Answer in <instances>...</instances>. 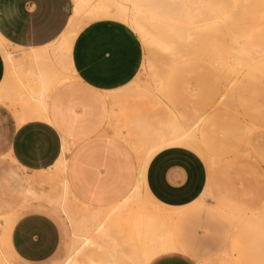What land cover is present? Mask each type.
Masks as SVG:
<instances>
[{"label":"bare ground","instance_id":"bare-ground-1","mask_svg":"<svg viewBox=\"0 0 264 264\" xmlns=\"http://www.w3.org/2000/svg\"><path fill=\"white\" fill-rule=\"evenodd\" d=\"M99 18L129 24L145 49L136 79L109 95L111 116L104 132L133 152L137 175L132 188L110 204L83 199L66 174L74 141L63 137L61 158L39 174L37 187L29 191L68 225L69 242L59 264H149L177 249V209L161 203L147 184L153 157L174 146L203 160L207 184L200 198H211L230 224L231 246L218 261L200 264H264V175L257 168L264 164V104L252 101L264 77V0H73L67 28L51 43L60 51L54 55H70L79 32ZM0 50L6 62L17 56L1 34ZM193 62L212 65L225 89L217 102L201 103V92L190 86L191 104L184 109L173 98L172 79ZM50 81L38 80V93L45 94ZM67 81L51 82L55 87ZM7 90L0 99L10 101L6 96L12 90ZM27 115L46 117V112L32 108ZM222 161L227 162L225 175L231 169L246 171L239 187L230 179L215 181ZM0 264H16L2 235Z\"/></svg>","mask_w":264,"mask_h":264},{"label":"crops","instance_id":"crops-1","mask_svg":"<svg viewBox=\"0 0 264 264\" xmlns=\"http://www.w3.org/2000/svg\"><path fill=\"white\" fill-rule=\"evenodd\" d=\"M72 13L73 0H0V34L10 51L17 55L6 62L0 50V93L3 90L6 93L9 87L8 93L12 90L6 96L12 103L6 98L0 99V162L16 159L22 170L0 174V235L12 258L8 248L10 236L18 256L33 263L44 262L58 251L62 242L61 226L51 215L34 211L23 215L10 233L14 209L11 201L4 200L3 196L21 198L22 205L36 200L29 191L37 187L39 174L48 171L61 158L63 137L74 141L71 152L103 141L119 144L125 152H132L125 143L104 132L109 129L111 116L109 95L136 79L143 64V43L135 30L122 20L99 18L79 32L70 55L55 56L60 51L54 50L51 43L63 34ZM38 80L71 81L55 87L50 81L42 94L37 90ZM38 107L46 112V117L27 115L32 108L40 110ZM153 159L147 169L148 188L161 203L177 209L173 224L177 249L160 253L151 262L175 253L189 254L198 264L218 261L231 246L230 224L225 212L211 198H200L207 184L205 163L206 179L200 183L195 165L181 160L162 165L161 160ZM68 164L69 157L66 169L69 178ZM160 174L161 186L156 180ZM136 175L117 199L132 188ZM115 200L96 204H110ZM187 212L191 216L190 225L203 219L222 231L216 250L199 253L192 241L194 232L184 235L180 231V218ZM59 216L67 231L68 246L69 228L60 213Z\"/></svg>","mask_w":264,"mask_h":264},{"label":"rangeland","instance_id":"rangeland-1","mask_svg":"<svg viewBox=\"0 0 264 264\" xmlns=\"http://www.w3.org/2000/svg\"><path fill=\"white\" fill-rule=\"evenodd\" d=\"M143 50L145 52V49ZM198 76L203 78V80L199 79ZM215 78L219 79L216 80ZM219 80L220 74L212 65L208 63H204L203 65V63L198 64L197 62H193L191 65L180 69L175 74L172 79L171 93L173 94V98L175 97L174 99L178 106L181 108L184 107V109H187L191 104L190 100L192 99H190V86L195 88V90L199 93L201 92V99L198 100L204 101L201 103H205L209 100V98L210 101L217 102L221 93L225 89L224 83ZM257 86L261 92L260 94L255 95L252 101L259 100V102L264 104V77L261 79V82H258ZM182 88L183 90H181ZM262 119L264 120V113L262 115ZM133 158L134 156L132 152H125L121 145L106 141L91 143L87 146L75 149L69 155L68 164V176L75 193L94 203H109L110 201L117 199L134 181L136 170ZM232 158L234 157L232 156ZM154 159L155 161L161 160L162 165H167L171 162L180 160L186 161L188 164L191 163L195 165L194 170L200 177V183L206 179V168L204 162L197 153L188 148L174 147L169 151L156 155ZM226 164V161L219 163L215 173V181L217 183H221L224 179H230V182L235 183V186L239 187L240 181H243L245 178L246 171L241 172L240 174L239 172H235L234 169H231L230 174L225 175V171L227 170ZM262 165L264 166V164ZM262 165H257L259 175L261 176L264 175V167H262ZM9 170L22 172L21 165L16 159L13 160L12 158H8L6 162H0V174ZM156 180L158 185L161 186L162 175H158ZM3 199L11 201V208L14 209V212L11 214L10 233H12L15 223L23 215L34 211L44 212L51 215L59 222L62 229V242L58 251L50 259L40 263H33L18 256L12 246L10 236L8 248L12 253L15 263L59 264L66 255L68 236L65 225L56 209L45 201L31 200L27 204L22 205L21 198L4 195ZM190 219L191 216L189 212L181 216L178 224L180 231L184 235H189L194 232L195 236L192 241L197 244L199 253L202 252L203 254H206L216 250L220 246L219 243L221 242V237L219 233L222 231L214 227L213 224H208L203 219L196 220L190 225ZM150 264L198 263L196 259L189 254L185 255L175 253L158 257Z\"/></svg>","mask_w":264,"mask_h":264}]
</instances>
